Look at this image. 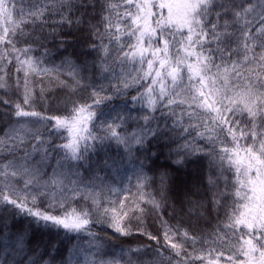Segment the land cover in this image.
I'll return each mask as SVG.
<instances>
[{"label": "snow or ice", "instance_id": "obj_1", "mask_svg": "<svg viewBox=\"0 0 264 264\" xmlns=\"http://www.w3.org/2000/svg\"><path fill=\"white\" fill-rule=\"evenodd\" d=\"M0 90L2 264H264V0H0Z\"/></svg>", "mask_w": 264, "mask_h": 264}, {"label": "trees", "instance_id": "obj_2", "mask_svg": "<svg viewBox=\"0 0 264 264\" xmlns=\"http://www.w3.org/2000/svg\"><path fill=\"white\" fill-rule=\"evenodd\" d=\"M56 62L59 63V60H57ZM44 87L50 93L51 103L50 104H42L40 106V109H38V110H43L46 108L47 114H49V115H64V102L67 101L68 99H77L78 96L83 95V93H78L77 96H71L70 97L69 96V90L60 88L57 85L55 79H53L52 82L49 83L48 79L45 78ZM37 91H39V86L37 87ZM0 99H7V100H10L11 103H16L20 99V97L17 94H14L11 90H0ZM3 110H5L4 107L2 105H0V111H3ZM65 135H67V133H65ZM59 142H60L59 140L56 141V143H59ZM114 152H115V147L113 146L112 153L114 154ZM168 165H169V162L165 159V156L162 155L160 157V159L157 160L154 165H152V171L149 172L148 174L153 175L155 173L158 175V172L167 168ZM199 167L202 169V171H200L199 173H193L192 167L190 166L189 169L187 170V172H188L187 175H185L184 171H181L180 173H175L173 170V174L176 176L177 184L182 185L185 181L193 182V181H197V180L206 179L207 173H208V167H209L207 160L203 161ZM131 175H132L131 169H129L127 172L121 173V178L125 181V184L120 185V187H125L129 183L128 177ZM130 184H131V191L135 192L136 191V189H135L136 180L134 177L131 179ZM116 195L122 199L124 196V193L118 192V193H116ZM168 213H171V208L167 209L165 212V219L168 220V223L170 225L180 226L181 228H189L190 221L187 219V217L182 218L181 216L176 215L175 218H173L172 216L168 215ZM146 223L149 226V231L153 232L154 234L160 235L162 230H161L159 224L156 222V219L153 215L149 214ZM215 223H216L215 218L212 219V222L210 224H206L203 221H201L199 223L198 227L196 228V231L198 233L199 232L210 233L212 231L213 225H215ZM16 227H22V224L18 225ZM94 230H96V229H94ZM98 234L100 236L104 237V239L106 241H108L105 250L109 253H112V254H118L119 247H121V246L127 248L129 246H137V245L149 243V241L146 238L138 236V235H134L132 237H127V238H116L115 236L106 235L102 231H100ZM40 238L41 237L39 236V234H37L33 239V244H35L36 240H38ZM44 239H48V238L45 237ZM160 240H161V244H163L164 240H163L162 235H160ZM152 243L154 244L155 242H152ZM85 247H86V245H85ZM188 251L189 252L192 251L191 246L188 247ZM64 254H65V246L61 245L60 252L57 256V260L59 261L60 257L63 256ZM195 254L198 255L199 252H197ZM36 255H38V253L34 255L31 252H28L26 250V252L23 256L16 257L15 259H16V261L21 262V264H29V260L30 259L31 260L36 259ZM104 258L105 259H111L112 256L106 255ZM90 259H92V257L90 255H85L83 257L84 261H87ZM241 259H242V257H241ZM0 264H2V262H0ZM82 264H83V262H82ZM194 264H201V262L200 261H194Z\"/></svg>", "mask_w": 264, "mask_h": 264}]
</instances>
